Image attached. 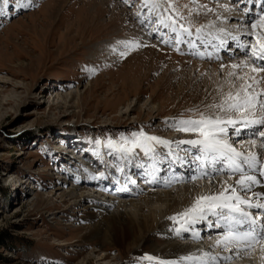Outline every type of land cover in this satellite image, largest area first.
Listing matches in <instances>:
<instances>
[{
	"label": "rangeland",
	"instance_id": "rangeland-1",
	"mask_svg": "<svg viewBox=\"0 0 264 264\" xmlns=\"http://www.w3.org/2000/svg\"><path fill=\"white\" fill-rule=\"evenodd\" d=\"M172 2L194 31L211 22L216 28L244 33L241 19L222 16L223 5L237 14L242 11V6L235 10L233 0ZM165 3L161 0V10ZM140 4L141 0L128 4L124 0H7L5 6L0 0V264H105L107 260L100 261V253L93 252L89 242L63 245L73 238V230L94 221L90 210L61 202L57 191L78 183L92 194L90 174L106 170L109 175L110 167H124L126 160L117 159L119 153L97 145L96 140L118 141L141 130L172 141L190 138L175 129L173 120L196 115L190 109L207 111L206 106L217 100L218 90L226 91L220 83L225 82L224 70H230L227 64L244 59L232 52L234 48L222 60L184 54L185 43L177 50L168 32L153 31L154 19L144 18L147 9ZM197 5L212 11L197 14ZM189 9L193 10L190 18ZM137 12L144 17H137ZM162 36L167 43L161 42ZM118 41H137L140 46L126 50ZM122 51L126 52L123 57ZM195 62L208 65L200 71L203 68ZM221 63L226 65L224 70ZM76 143L80 147L92 143L101 154L93 164L79 157L83 164L77 167L63 153L78 148ZM136 153L133 161L144 159L139 149ZM77 178L85 180L77 182ZM220 180L228 183L229 176L221 174ZM196 182L207 184L203 178ZM158 190L162 187L144 191ZM35 195L38 201L32 204ZM112 195L99 190L107 202L120 199ZM158 238L150 237L141 254L132 245L122 251L104 246L103 252L112 259L109 264L133 259L144 263ZM199 244L213 254L231 255L224 264H264L256 247L251 252L229 253L212 247L207 238Z\"/></svg>",
	"mask_w": 264,
	"mask_h": 264
},
{
	"label": "snow or ice",
	"instance_id": "snow-or-ice-1",
	"mask_svg": "<svg viewBox=\"0 0 264 264\" xmlns=\"http://www.w3.org/2000/svg\"><path fill=\"white\" fill-rule=\"evenodd\" d=\"M4 3L7 6V0ZM124 3L128 4L129 0H124ZM192 3L195 4L196 0H192ZM233 3L236 4V11H240L241 6L246 4L258 9L253 12L243 6L244 33L240 36L232 35L223 27L216 28L211 22L196 27L193 33L191 24L184 23L186 17L172 0H166L163 10L161 0H141L140 7L147 9V16L137 12V17L154 19L156 27L153 31L163 28L172 33L170 39L174 38L177 50L182 43H187L191 49H197V44H200L205 51L196 50L192 54L211 59L218 50L234 45L244 59L228 66L230 70L226 73L225 81L229 87L226 91L218 90L217 100L206 106L207 111L190 109L196 115L173 120L175 129L189 134L190 138L170 141L147 135L141 130L132 133L131 137H121L118 141L96 140V144L119 153L117 159L129 163L139 149L145 158L152 160L148 167L153 172L160 156L158 146H163L168 149V157L173 158L172 163H183L188 160V154H192L193 158L189 162L196 165L198 172L192 176L193 180L221 173L236 176L234 183L221 181L218 191L196 196L189 206L169 219L175 222L177 234L191 232L194 240L201 239L200 232L194 226L203 222L208 228L218 230L212 247L238 253L251 252L255 246L264 261V191L253 190L257 186L264 187V179H260L264 178V161L258 158L257 151L250 150L245 154L238 151L230 141L231 135L239 136L242 130H246L251 137V148L264 150V86H261L264 84V0H233ZM222 7L225 11H231L227 5ZM197 8V14L199 11H212L199 5ZM192 11L189 9V18ZM161 42L168 41L162 36ZM117 44L123 45L126 50L140 46L137 41H118ZM209 47L211 51H207ZM125 54L123 51L119 53L121 57ZM220 69H225L223 63ZM180 152L185 155L181 156ZM116 170L123 171L119 166ZM252 210H256V214ZM197 252L173 260H160L158 264H220L221 260L231 259V255L221 256L200 249Z\"/></svg>",
	"mask_w": 264,
	"mask_h": 264
},
{
	"label": "bare ground",
	"instance_id": "bare-ground-1",
	"mask_svg": "<svg viewBox=\"0 0 264 264\" xmlns=\"http://www.w3.org/2000/svg\"><path fill=\"white\" fill-rule=\"evenodd\" d=\"M247 5L248 4H246V6ZM238 14L233 10L231 11L224 10L222 12V16L224 15L227 18L236 17L238 19H241V22L244 23L243 11H240V13ZM223 22L228 24L225 18L223 19ZM163 30H165L164 34H167L168 30L166 29ZM192 31L193 33L195 32L193 28ZM226 31L231 32L232 35L240 36L239 32L236 30L235 32H233V29L229 30L228 28L226 29ZM168 34L172 36V33L168 32ZM185 45H186V49L188 50L187 52L185 51L186 53L184 54H188L193 57L195 56L199 60L209 59L207 56L201 58L199 56L192 54L196 50L205 51V48L202 45L201 48L197 45V49L189 48L187 43H185ZM232 48H234V51H232L233 53L235 52L234 54H238V55L241 54L240 51L234 45H230V46H226L224 49L218 50L214 54L213 58L209 60L212 59L222 60L225 57V54H229L231 52ZM211 50H212L211 47L207 49V51H211ZM199 63L197 62L196 64ZM207 65L208 64H206V62H201V64H199L198 66H201V68L203 69H200V71L205 70V66ZM227 65L229 66V64ZM194 66L197 67L195 64ZM227 70L228 69H225L224 71L227 72ZM243 71L247 72L248 69H244ZM216 72H217L216 67H213L212 73L216 75ZM220 85L225 90H227L229 87L226 81L222 82V84L220 83ZM263 85L264 84H262V86ZM163 155L167 157L168 153L163 152ZM144 159H148V158L144 157ZM144 159L141 161L132 160L131 163L125 161L123 163V166L129 169L138 168L141 171L146 170V168L147 169L149 168L148 167L149 165L147 166L146 163H140V162H144ZM158 161L156 160V162ZM151 163L152 161L149 162L148 164ZM138 165H143V167H138ZM119 167L124 168L121 166ZM160 169L163 170L161 166ZM106 172L107 171H103L102 172L103 175H96V176H92L94 174H90L89 177L93 181L91 183L90 182L88 183L94 185V179H95L94 177L99 178V180H106V178L108 179V175ZM173 178L174 177L169 176L167 180L171 179L172 181L168 184V186H164L163 182L160 179H156L152 177L151 181L159 184L153 186H158V187L161 186L162 190L144 191L143 189H140V190H136L134 192L135 194L133 195L132 194L125 195L123 193L122 195L117 196L118 198H120L119 200L114 201L111 199L109 200L110 202H107L103 197L99 196L98 191L97 193L96 191H94L92 194L86 193L85 191H83V189H81L78 183H73L71 187H67L66 190L57 191L58 198H60L61 202L70 201L73 207L82 205L84 209L90 210L89 215L93 217L92 220L94 221V223L90 224L89 226H86L84 228L83 227L77 228L73 230L74 233L73 238L65 241L63 245L71 244V243H79V242H89V244L94 248V249L92 248L93 252L97 251V254L100 253L98 254V259L100 261L107 260L105 264H109L110 262H112V259L109 258L107 253L103 252L106 251L104 246L115 247L116 249L118 248L119 250L122 251L127 245H132L134 246L133 248L134 252L141 254L143 248L147 246V244L150 242V237L152 236L155 237V235H159V238L153 242L151 246L152 253L149 256L153 258L157 262V264L160 260H173L180 256L187 255L189 253L198 254V252H196L198 249L206 251V247L205 246L201 247L199 242H201L203 238H207V240L210 241L213 245L216 232L218 231L217 229L208 228L207 225L203 222L196 224L194 228L196 231L200 232L201 239L194 240L192 238L191 232H181L180 234H177L175 230L176 225L175 223H173L174 221L172 222V220L169 219V217L173 216L174 214L182 211L184 208L189 206L191 201L196 196L204 194L208 191H218L221 187L220 174L207 176L206 179L209 181V183H207L205 186L197 183L196 180H193L192 177L187 172L185 173L184 177L181 180L173 179ZM229 179L231 181L228 182V184H231L234 183L237 177L229 176ZM260 179H264V178H260ZM84 180L83 178H77L76 181L83 182ZM60 184L62 183L57 184V190L60 189ZM153 186H148V187H153ZM168 187H170L171 190H168ZM253 190L264 191V187L257 186ZM139 192H145V193L143 195L141 194L136 198L133 199L130 198L131 196L139 195ZM37 201H38V197L37 195H35V197L32 198L31 202L32 204L33 203L35 204L37 203ZM253 211L256 212V210ZM184 235L187 238H189V242L187 238H186L187 241L178 240L182 238V236ZM194 251L196 253H193ZM144 263L151 264L152 260L146 259L144 260ZM220 264H224V261L221 260Z\"/></svg>",
	"mask_w": 264,
	"mask_h": 264
}]
</instances>
